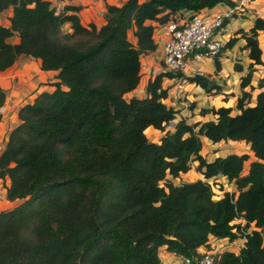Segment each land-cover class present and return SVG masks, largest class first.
<instances>
[{
  "label": "trees",
  "instance_id": "1",
  "mask_svg": "<svg viewBox=\"0 0 264 264\" xmlns=\"http://www.w3.org/2000/svg\"><path fill=\"white\" fill-rule=\"evenodd\" d=\"M220 2L233 5L124 0L105 6V22L96 29L79 23L76 6L54 14L46 0H0V12L12 8L9 26H0V71L20 55L57 71L51 91L19 107L0 152L5 197L16 201L0 211V264H159L160 246L191 257L209 234L234 236L230 229L240 226L231 222L238 218L245 222L243 246L214 256L213 264H264V69L249 104L253 66L263 65L256 36L264 19L237 31L250 62L235 113L210 106L198 113L214 120L175 119L177 110L164 102L168 71L147 80L143 97H126L138 84L140 55L155 47V28L180 10ZM13 33L18 41L7 43ZM213 63L218 69L216 58ZM188 81L206 92L217 88L202 75ZM3 99L0 88V106ZM148 127L161 132L156 141L147 139ZM201 137L212 144L242 141L252 159L228 153L206 160ZM193 164L199 178L172 181ZM218 177L234 191L213 199L208 180ZM250 223L255 229L247 232Z\"/></svg>",
  "mask_w": 264,
  "mask_h": 264
},
{
  "label": "crops",
  "instance_id": "2",
  "mask_svg": "<svg viewBox=\"0 0 264 264\" xmlns=\"http://www.w3.org/2000/svg\"><path fill=\"white\" fill-rule=\"evenodd\" d=\"M50 6H58L60 9L64 6H76L78 10L75 14L82 26L93 24L99 28L104 24V13L106 5L120 6L124 0H46ZM233 5L241 3V11L235 17L228 20L221 31L220 39L222 48L214 57L219 63L218 69H215L213 58H204L197 62H191L187 72L198 71L208 82L217 86L206 92L194 82H189L182 91L176 90L170 78L162 79V86L167 88V97L165 104L172 106L177 110L176 118H186L187 122L214 120L215 116L210 113L200 115L201 108L213 106H225L232 108L231 113H235V99L240 95L239 80L245 75L247 65L250 60L247 57V49L243 48L244 40L240 37L241 32H247L252 25L255 17L264 19V0H229ZM227 4L220 2L212 7L214 10H223ZM12 14V8L0 12V26H9V17ZM64 31H70L69 24L62 26ZM128 40L134 44L135 39L131 31L127 33ZM236 38V39H234ZM228 39H233L230 46H224ZM258 47L261 50V61L263 65H254L251 74L250 84L253 90L250 91L251 97L249 104L253 103L256 93V81L262 75L264 69V32H258ZM155 47L153 50L141 54L139 57V81L135 89L126 94V97L135 96L141 98L145 95V84L149 78L163 71L161 65L162 45L159 34L153 35ZM7 43L13 44L18 41V37L13 33L6 38ZM56 70H41L38 59H32L28 56L20 55L6 69L0 71V88L4 93V99L0 106V152L2 151L7 133L18 123L17 111L25 103H31L32 99L42 91H51L52 83L57 81ZM255 77V79H254ZM247 87L243 90L247 91ZM249 91V90H248ZM228 94V95H227ZM227 95V96H225ZM218 103H215V100ZM189 104L191 102L190 105ZM150 129V127L146 128ZM152 129V128H151ZM155 131V130H154ZM158 132V131H157ZM161 134V132H159ZM159 138V137H158ZM207 140L201 137V143ZM212 144V143H211ZM215 144V143H214ZM215 156V155H213ZM212 156V157H213ZM211 157V158H212ZM210 158V159H211ZM208 159V160H210ZM223 179V178H222ZM8 179L0 178V211L10 208L16 201H8L5 197V186ZM159 264H179V256L167 252L164 246H160L157 251Z\"/></svg>",
  "mask_w": 264,
  "mask_h": 264
},
{
  "label": "built area",
  "instance_id": "3",
  "mask_svg": "<svg viewBox=\"0 0 264 264\" xmlns=\"http://www.w3.org/2000/svg\"><path fill=\"white\" fill-rule=\"evenodd\" d=\"M60 8L54 6V14H58ZM241 11V3L227 6L223 10L201 8L196 11L180 10L162 26L156 27L153 35L159 34L162 45L161 65L163 71L172 73L169 77L176 90L182 91L190 82L189 76L200 75L198 71L187 72L191 62H197L204 58H214L222 47L220 39L224 22L232 19ZM174 121L168 122L172 127ZM212 178L209 180H214ZM208 183L211 188L212 198L222 197L224 192L231 193L233 188L222 189L217 183ZM227 184H229L226 181ZM228 186V185H227ZM231 187L232 185L229 184ZM215 188L218 190H215ZM231 223L240 226L239 231L232 227L230 232L234 236H216L209 234L203 244L196 248V254L191 257H180L179 264H213V257L229 252L237 254L243 246L244 237L241 228L245 222L238 218ZM255 229L250 223L246 231Z\"/></svg>",
  "mask_w": 264,
  "mask_h": 264
},
{
  "label": "rangeland",
  "instance_id": "4",
  "mask_svg": "<svg viewBox=\"0 0 264 264\" xmlns=\"http://www.w3.org/2000/svg\"><path fill=\"white\" fill-rule=\"evenodd\" d=\"M234 39H236V38H234ZM254 79H255V77H254ZM248 90L249 89H247V91ZM227 95H225V96H227ZM191 103H194V102H191ZM215 103H218L217 99L215 100ZM188 104H189V102L187 103V105ZM144 133H145L147 139L150 141H156L158 139V137L161 135L159 132L154 131L151 128L145 130ZM228 153H237V154L246 153L248 155L249 159H252L251 153L248 150V146L246 144H244L242 141L231 142V141L226 140V141L217 142L215 144H211L209 141H207L206 143H202V145H201L200 154L206 160L210 159L213 155H225ZM246 165H247V162L244 163V168ZM199 177H200V175L195 170V166L193 164V166L186 173L180 174L177 178L173 179L172 181L174 183H178L181 181H192V180L199 178ZM209 182L211 183V185H214L213 183L215 182V183H217V185H221L222 189H226V190L228 189L229 191L231 190V188H233L232 186L230 187L229 184H227L226 181L220 177H218L214 180H209ZM215 190H217V189L215 188ZM213 199H215V198H213Z\"/></svg>",
  "mask_w": 264,
  "mask_h": 264
}]
</instances>
